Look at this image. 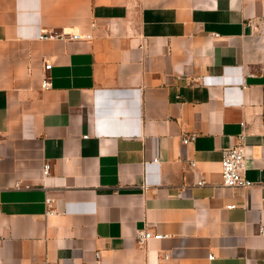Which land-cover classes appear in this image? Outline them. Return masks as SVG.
<instances>
[{"label":"crops","instance_id":"0c3cea01","mask_svg":"<svg viewBox=\"0 0 264 264\" xmlns=\"http://www.w3.org/2000/svg\"><path fill=\"white\" fill-rule=\"evenodd\" d=\"M0 264H264V0H0Z\"/></svg>","mask_w":264,"mask_h":264},{"label":"built area","instance_id":"2783aa9c","mask_svg":"<svg viewBox=\"0 0 264 264\" xmlns=\"http://www.w3.org/2000/svg\"><path fill=\"white\" fill-rule=\"evenodd\" d=\"M93 27L95 23L92 22ZM93 35L91 33L82 34L80 32H55V31H44L41 35L42 38H62L68 40H77L81 38H91ZM52 68L51 61H45L43 67V77H42V88L47 89L52 85V79L48 71ZM196 137L195 133L186 135L183 138L184 143L193 141ZM246 135L242 133L239 136V141L231 147L223 149L222 159H221V174L223 184L226 186H243L249 187L253 182L246 176ZM190 165L195 166L196 161L190 160ZM50 165L46 164L44 172L47 174L49 172ZM199 184H203L204 180L198 181ZM52 199L47 198L48 204H50ZM51 205V204H50ZM230 207L234 206L229 205ZM48 212L53 213L54 210H49ZM167 236L166 234L160 232H154L150 229H140L137 233V240L139 243H144L151 238L161 239ZM167 257L168 254L166 253ZM214 257V254H210V258Z\"/></svg>","mask_w":264,"mask_h":264}]
</instances>
